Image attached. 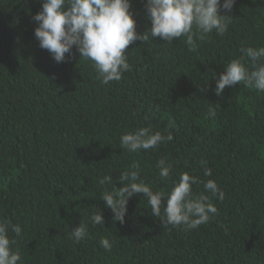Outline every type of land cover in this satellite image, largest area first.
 I'll use <instances>...</instances> for the list:
<instances>
[{
	"label": "trees",
	"instance_id": "1",
	"mask_svg": "<svg viewBox=\"0 0 264 264\" xmlns=\"http://www.w3.org/2000/svg\"><path fill=\"white\" fill-rule=\"evenodd\" d=\"M145 2L131 0L141 34L151 25ZM41 7L0 0V221L22 227V237L9 233L18 264H264V92L243 83L214 92L242 48L264 47V0L220 8L231 15L228 30L197 40L194 51L183 36L137 40L126 52L131 70L107 85L75 46L61 63L40 48L32 17ZM149 125L174 139L137 153L119 147L122 133ZM161 158L172 165L166 181ZM133 165L153 190L167 192L181 172L198 177L193 193L208 195L217 213L193 229L165 226L135 194L124 223L114 220L100 198L112 185L98 181L109 175L120 187ZM208 179L222 200L204 190ZM99 210L104 225L91 222ZM78 224L88 234L75 243L69 232Z\"/></svg>",
	"mask_w": 264,
	"mask_h": 264
},
{
	"label": "clouds",
	"instance_id": "2",
	"mask_svg": "<svg viewBox=\"0 0 264 264\" xmlns=\"http://www.w3.org/2000/svg\"><path fill=\"white\" fill-rule=\"evenodd\" d=\"M235 0H146L145 12L151 25L143 34L136 31L131 0H42L41 10L32 19L37 26L34 36L42 49H46L55 62L66 60L73 46L83 57L92 62L97 77L102 84L120 81L123 73L130 71L126 52L130 44L137 40L146 43L149 37H159L172 42L185 37L189 50H195L196 41L215 31L223 35L231 22L228 14H221L220 8L231 12ZM242 56L231 59L224 65V71L216 77L214 92L220 96L227 86L243 83L264 92V47L242 48ZM244 58L251 61L252 69L246 66ZM216 112L209 107L207 116L214 118ZM174 139L154 130L151 125L121 134L119 147L128 153L157 148L164 142ZM203 163V162H202ZM161 180H168L172 165L166 158L156 162ZM133 170L124 171L119 176L120 187H115L113 177L106 175L99 179L105 188L100 198L111 209L114 220L124 223L127 202L135 194L147 198L151 214L160 218L161 223L173 227L184 226L193 229L207 223L217 213V208L204 192L193 193L192 186L201 183L198 177L181 172L178 180L172 182L170 189L153 190L139 178L138 165ZM205 176H211V169L205 168ZM203 188L222 200L224 193L217 183L208 179ZM95 225H104V217L99 210L91 217ZM22 237L20 224L8 220L0 221V264H18L21 254L13 248ZM87 227L78 224L69 232V239L79 243L87 236ZM101 246L110 251L112 243L108 238L101 239Z\"/></svg>",
	"mask_w": 264,
	"mask_h": 264
}]
</instances>
